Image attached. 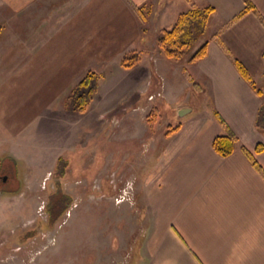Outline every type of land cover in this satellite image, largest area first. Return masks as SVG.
Instances as JSON below:
<instances>
[{"label": "crops", "instance_id": "0c3cea01", "mask_svg": "<svg viewBox=\"0 0 264 264\" xmlns=\"http://www.w3.org/2000/svg\"><path fill=\"white\" fill-rule=\"evenodd\" d=\"M247 3L257 14L231 23ZM207 6L215 11L205 58L185 66L155 52L158 32L181 13ZM138 7L149 8L145 22ZM223 47L246 68L259 94ZM130 55L137 63L121 69ZM110 66L126 75L114 78L119 87L113 84L105 98L99 80L86 111L69 110L66 99L85 74ZM154 74L160 104L175 114L189 111L175 133L147 138L151 154L137 183L141 213L129 224L136 227L129 264H264V179L242 151L264 171V148L255 153L258 144L264 147V128L256 127L264 114V0H0V148L8 147L11 159L29 145L31 162L54 171L59 157L87 145L109 123L128 129L136 119L144 125L141 144L156 130L133 92L142 83L137 97L145 96ZM110 114L118 118L105 123ZM226 129L237 143L223 158L212 142ZM122 242L114 236L109 264L124 258Z\"/></svg>", "mask_w": 264, "mask_h": 264}, {"label": "rangeland", "instance_id": "374dc122", "mask_svg": "<svg viewBox=\"0 0 264 264\" xmlns=\"http://www.w3.org/2000/svg\"><path fill=\"white\" fill-rule=\"evenodd\" d=\"M204 40L205 35L199 44ZM154 47L155 52L163 56L156 46V37ZM13 53L8 51L11 57ZM183 62L185 66L189 64L188 58ZM119 71L117 66L96 71L101 77L100 95L103 93L106 98L113 93V84L119 87L115 81L120 79ZM156 77L152 76L145 96L137 97L144 90L142 83H137L133 92L138 109H144V119L151 109L157 111L152 126L156 131L149 130L141 144L142 122L140 125L136 119L128 129H122L124 123L121 122L109 123L87 145L80 143L74 150L65 152L68 170L63 178L57 172L38 168L45 165L44 162L32 163L29 145L22 149V155L15 154V160L9 157L8 147L0 148V191L3 192L0 194V264H109L107 255L112 252L116 235L126 241L121 246L126 257L112 264H129V249L135 245L132 236L136 230L129 224L141 213L137 183L143 179L144 162L151 154L147 138L158 141L159 135L168 136V128L181 120L158 101L159 94L154 92L158 86ZM96 93L90 104L97 97ZM106 117L118 118L105 115V123ZM3 178L5 181L1 182ZM52 194H61L57 200L60 204L70 202V206L49 226L47 208ZM59 211V207L53 210L54 213Z\"/></svg>", "mask_w": 264, "mask_h": 264}, {"label": "trees", "instance_id": "16d2710c", "mask_svg": "<svg viewBox=\"0 0 264 264\" xmlns=\"http://www.w3.org/2000/svg\"><path fill=\"white\" fill-rule=\"evenodd\" d=\"M135 11L142 22L146 21L147 16L150 13L149 8L146 7H138L135 9ZM214 11L215 10L213 7L207 6L205 8L193 7L188 11L181 13L170 29H164L158 32L156 36V46L158 50L166 59L173 62H180L185 58H188V63L192 64L205 58L207 55L208 40H204L200 44L199 42L206 34L209 20ZM249 11H253L257 14V11L252 6V4L247 3L246 8L242 10L238 15H236L231 20V23L239 20ZM223 50L232 59L239 75L247 83H249V85L253 88V90L256 91L257 94H259L260 91L256 89L255 84L248 74L246 68L237 59L233 58L225 47H223ZM137 61L138 57L136 55L126 56L122 59L121 66L124 68H131L137 63ZM100 79V75L96 72H87L67 97V108L77 113H84L97 90ZM156 112V109L153 108L151 109L149 115L146 117V122L149 127H152L156 121ZM215 117L221 125L225 126L224 121L217 113H215ZM179 127L180 125L177 124L172 128H168L166 134L171 135L175 133L179 129ZM256 127H258L259 129L264 128V114L262 112L258 115ZM236 143V137L228 129H226L225 134L219 135L214 138L212 142V148L218 156L225 158L233 154L236 148ZM263 148L264 147L262 144H258L255 147V153L262 152ZM242 151L250 158L255 170L264 179V171L258 165L251 153L248 152L245 148H242ZM66 164L67 163L63 157H59L57 159L54 172H57V174L61 178L65 176ZM57 197L60 198L61 194H52L48 203L47 209L50 221L48 223L49 226H52L56 221L58 215L60 216L61 214H63L64 210H66L70 206V202L60 204V201L57 200ZM58 207L60 211L54 213L53 210Z\"/></svg>", "mask_w": 264, "mask_h": 264}, {"label": "water", "instance_id": "95a60500", "mask_svg": "<svg viewBox=\"0 0 264 264\" xmlns=\"http://www.w3.org/2000/svg\"><path fill=\"white\" fill-rule=\"evenodd\" d=\"M189 110H180L177 114H178V117L181 118L183 117Z\"/></svg>", "mask_w": 264, "mask_h": 264}, {"label": "flooded vegetation", "instance_id": "af4514ba", "mask_svg": "<svg viewBox=\"0 0 264 264\" xmlns=\"http://www.w3.org/2000/svg\"><path fill=\"white\" fill-rule=\"evenodd\" d=\"M5 181V179L3 178V179H1V182H4Z\"/></svg>", "mask_w": 264, "mask_h": 264}]
</instances>
